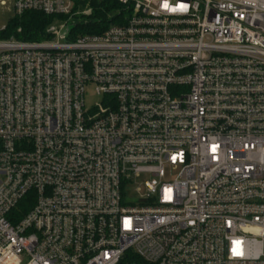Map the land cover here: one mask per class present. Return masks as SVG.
I'll return each instance as SVG.
<instances>
[{
  "label": "built area",
  "instance_id": "1",
  "mask_svg": "<svg viewBox=\"0 0 264 264\" xmlns=\"http://www.w3.org/2000/svg\"><path fill=\"white\" fill-rule=\"evenodd\" d=\"M8 11L55 18L0 29V264H264V0Z\"/></svg>",
  "mask_w": 264,
  "mask_h": 264
},
{
  "label": "trees",
  "instance_id": "2",
  "mask_svg": "<svg viewBox=\"0 0 264 264\" xmlns=\"http://www.w3.org/2000/svg\"><path fill=\"white\" fill-rule=\"evenodd\" d=\"M92 6L94 7V11L91 15L90 24H88L91 25V27H81L78 30H84L86 32H98L99 30L103 29L105 26L104 23L107 22V12L109 9L116 7V5L113 3H108V1H103L102 3L93 2ZM98 6L104 7L101 9ZM54 18V16H47L38 11H26L21 16H14L10 18L8 22V31L4 34V36L12 34L17 38L26 41H35L46 38L45 29L54 21ZM94 25H96L99 30H89L90 28L92 29ZM32 203L33 202H31L30 197H25L18 203L17 207L15 208V212L20 216L25 214L31 207Z\"/></svg>",
  "mask_w": 264,
  "mask_h": 264
},
{
  "label": "rangeland",
  "instance_id": "3",
  "mask_svg": "<svg viewBox=\"0 0 264 264\" xmlns=\"http://www.w3.org/2000/svg\"><path fill=\"white\" fill-rule=\"evenodd\" d=\"M11 1L12 0H6V6H0V29L3 26H6L9 24L8 22H9V19L12 13L8 11V8L11 5ZM94 89H95V86L93 84H90L86 87L85 98H86L87 104L94 103L97 100L96 95L94 93Z\"/></svg>",
  "mask_w": 264,
  "mask_h": 264
}]
</instances>
